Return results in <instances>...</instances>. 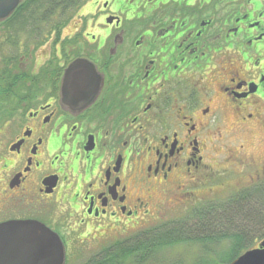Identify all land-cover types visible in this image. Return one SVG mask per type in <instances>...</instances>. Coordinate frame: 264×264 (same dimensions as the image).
<instances>
[{
	"label": "flooded vegetation",
	"instance_id": "1",
	"mask_svg": "<svg viewBox=\"0 0 264 264\" xmlns=\"http://www.w3.org/2000/svg\"><path fill=\"white\" fill-rule=\"evenodd\" d=\"M89 1L42 63L8 68L17 94L0 100V224L38 222L66 252L83 233H125L154 191L200 172L197 123L264 105V0H93V34L88 15L62 35ZM78 61L89 69L69 74Z\"/></svg>",
	"mask_w": 264,
	"mask_h": 264
},
{
	"label": "rangeland",
	"instance_id": "2",
	"mask_svg": "<svg viewBox=\"0 0 264 264\" xmlns=\"http://www.w3.org/2000/svg\"><path fill=\"white\" fill-rule=\"evenodd\" d=\"M131 6H134V3H132ZM88 15L91 18L87 21V30L93 34L98 22L95 17H92L93 0H91L79 11L78 16L71 25L66 28V30L64 29L62 35H69L74 29V24L76 25L77 21L82 20L83 17ZM205 15L212 16L213 24L210 29L211 32H215L216 29L220 28L219 23L216 22L217 18L213 17L212 14H207L206 11ZM258 18L256 22L261 24L263 21L261 19H264V17ZM54 19L62 20L58 16ZM1 22L2 21L0 20V23ZM254 28L255 27H253V29ZM226 30L227 29H225V31ZM249 31L252 33V30ZM1 35L2 33L0 32V41L3 39ZM19 36L20 37L17 38L19 41L18 48H24L20 54H15V52H18V49H12L9 44L5 46L0 45V59L3 57L2 59L4 62V56L5 54H8L7 58L9 57L10 61L8 66L10 69L11 67H15L16 69V65L19 64L20 68L18 67V69H21L20 71H22V68L27 67V64L30 61L28 57L25 59H22V57L26 54H31L34 51L36 52L34 53L33 60L34 65L36 66L39 63H42L45 57L49 55L51 51L49 47L50 42H46L47 44L45 43V46L43 43L42 46L36 49L37 43L32 40L33 38L30 40L25 34ZM26 48H28V52L25 51ZM236 57V54H232L231 57L227 56L226 59L222 60L224 67L226 66L228 59L231 61L229 62V65L225 67L228 72L239 67ZM19 58L20 60L22 59V61H20ZM7 71L12 73L11 70ZM4 78L3 70V85L6 83V87L10 89L14 84L10 83V78ZM180 91L181 93H184L185 90L181 88ZM199 91L202 93V97L200 96L199 99L204 102V98H206L204 97V92L202 90ZM236 104L233 106L224 105L219 110H215V113L217 114H213L214 116H211L210 114L205 119L206 121L197 123L202 143V146H200L202 150L200 155L202 157V162L205 165L200 172L195 173L194 177L186 176L181 182L175 185V189L154 191L151 198H148V216L146 214L142 218V213L138 215L139 217L133 220V223L129 225L125 233L116 232L110 235H105L103 233L110 231L101 230L97 233L90 231L87 234H81L80 237H75L70 248L67 252L65 251L66 260L69 255L68 263L83 264L115 240L154 227L162 222L184 218L183 216H185V214L192 208H190L191 204L196 203L195 205L199 206L206 202H220L224 199L232 198L235 195L240 194L241 191L253 186L255 188L264 186V129L262 128V122H264V118H262V115L264 116V105H243L244 108L238 116V111H236L235 108ZM185 113L186 110H184L183 114ZM249 113H253L255 117L260 116L261 120L257 119L259 120L257 122L255 120H243V117L248 118L247 116ZM180 186L182 187L180 188ZM138 188L139 187L137 186H133L132 191L137 192ZM139 195H141V193ZM134 221L137 223H134ZM104 228L108 227L104 226L102 229ZM262 232L263 230L260 231L257 229L254 231L251 240L253 248L257 247L260 243L259 241L264 238V236H260ZM200 253L201 247L198 248L195 245L181 244L163 252L161 263L191 264L190 262L195 260V256Z\"/></svg>",
	"mask_w": 264,
	"mask_h": 264
},
{
	"label": "trees",
	"instance_id": "3",
	"mask_svg": "<svg viewBox=\"0 0 264 264\" xmlns=\"http://www.w3.org/2000/svg\"><path fill=\"white\" fill-rule=\"evenodd\" d=\"M85 1L24 0L0 23L4 38L0 45L9 44L21 52L24 48H18L17 38L25 34L36 41L37 49L45 44L51 32L65 28ZM56 16L62 20H55ZM25 51L28 52V48ZM7 55L3 62L4 79L11 76L7 71L10 62ZM9 80L12 83L11 78ZM6 85L0 87V100L8 102L15 98L17 90L8 89ZM3 110V114L8 115L7 112L13 110L12 105L3 106ZM195 204L190 205L192 208L184 218L162 222L115 240L83 264H162V253L181 244L201 247V253L191 264H229L243 252L254 249L251 240L256 229L263 230L260 236H264V186H253L220 202ZM262 241L264 238L259 242ZM68 257L65 264H69Z\"/></svg>",
	"mask_w": 264,
	"mask_h": 264
},
{
	"label": "water",
	"instance_id": "4",
	"mask_svg": "<svg viewBox=\"0 0 264 264\" xmlns=\"http://www.w3.org/2000/svg\"><path fill=\"white\" fill-rule=\"evenodd\" d=\"M22 0H0V20L7 19ZM72 63L69 74L82 73L89 67ZM0 264H65V248L59 236L35 221L0 224ZM229 264H264V241Z\"/></svg>",
	"mask_w": 264,
	"mask_h": 264
}]
</instances>
